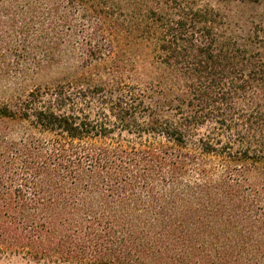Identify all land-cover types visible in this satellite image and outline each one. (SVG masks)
I'll list each match as a JSON object with an SVG mask.
<instances>
[{
    "label": "trees",
    "instance_id": "16d2710c",
    "mask_svg": "<svg viewBox=\"0 0 264 264\" xmlns=\"http://www.w3.org/2000/svg\"><path fill=\"white\" fill-rule=\"evenodd\" d=\"M232 3L264 0H0V256L264 264V19Z\"/></svg>",
    "mask_w": 264,
    "mask_h": 264
},
{
    "label": "rangeland",
    "instance_id": "374dc122",
    "mask_svg": "<svg viewBox=\"0 0 264 264\" xmlns=\"http://www.w3.org/2000/svg\"><path fill=\"white\" fill-rule=\"evenodd\" d=\"M226 13L231 17L233 22L234 30L239 34H247L251 28V23L254 25L261 19H264V4L260 6H249L239 3L228 4L226 7ZM58 65H73L71 63H57L42 67V70L38 71L36 74H30L28 76V81L24 83V89L28 88L29 85H38L44 84L48 81L60 78L64 75L69 74L72 70L61 68ZM6 66V65H4ZM12 65H7L8 70L11 71L7 77L2 75L0 79V101L8 99L13 91L12 89L16 88L14 85L19 81L14 82L12 79L14 68ZM0 264H56V263H47V262H34L22 259L20 257H11V256H0ZM244 264H248L244 262Z\"/></svg>",
    "mask_w": 264,
    "mask_h": 264
}]
</instances>
